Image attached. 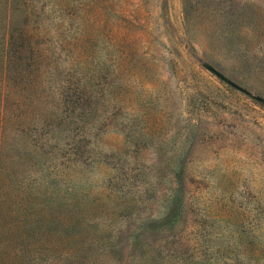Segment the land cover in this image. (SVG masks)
I'll return each instance as SVG.
<instances>
[{
	"label": "rangeland",
	"instance_id": "obj_1",
	"mask_svg": "<svg viewBox=\"0 0 264 264\" xmlns=\"http://www.w3.org/2000/svg\"><path fill=\"white\" fill-rule=\"evenodd\" d=\"M203 62L264 98V0H0V264H264V104Z\"/></svg>",
	"mask_w": 264,
	"mask_h": 264
},
{
	"label": "water",
	"instance_id": "obj_2",
	"mask_svg": "<svg viewBox=\"0 0 264 264\" xmlns=\"http://www.w3.org/2000/svg\"><path fill=\"white\" fill-rule=\"evenodd\" d=\"M203 66L210 71L212 74H214L216 77H218L220 80L224 81L225 83H227L228 85H230L231 87L235 88L236 90L244 93L245 95L254 98L255 100L259 101L260 103L264 104V98L260 97V96H256L253 95L250 91H248L247 89L243 88L242 86L238 85L237 83L233 82L232 80H230L228 77H226L224 74H222L221 72H219L218 70H216L212 65H210L207 62H203L202 63Z\"/></svg>",
	"mask_w": 264,
	"mask_h": 264
},
{
	"label": "trees",
	"instance_id": "obj_3",
	"mask_svg": "<svg viewBox=\"0 0 264 264\" xmlns=\"http://www.w3.org/2000/svg\"><path fill=\"white\" fill-rule=\"evenodd\" d=\"M177 213V208H171V213H170V215H169V219H168V222H171L175 217H176V214ZM167 222V221H166ZM165 222V223H166ZM166 224H168V223H166Z\"/></svg>",
	"mask_w": 264,
	"mask_h": 264
}]
</instances>
